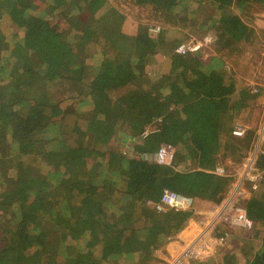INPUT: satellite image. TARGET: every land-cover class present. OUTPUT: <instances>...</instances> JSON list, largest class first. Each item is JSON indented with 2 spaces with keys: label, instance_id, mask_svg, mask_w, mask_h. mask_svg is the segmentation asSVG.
Returning a JSON list of instances; mask_svg holds the SVG:
<instances>
[{
  "label": "trees",
  "instance_id": "16d2710c",
  "mask_svg": "<svg viewBox=\"0 0 264 264\" xmlns=\"http://www.w3.org/2000/svg\"><path fill=\"white\" fill-rule=\"evenodd\" d=\"M232 1H208L212 11L196 22L200 0H0V53L6 51L0 61V264H141L152 260L164 231L179 228L190 213L170 210L159 224H142L147 199L160 201L168 188L217 200L229 178L211 173V166L231 152L241 157L251 137L238 141L230 134L252 101L239 77L249 71L219 57L204 66L200 56L207 49L163 61L155 54L171 26L194 33L195 26L213 23L224 44L248 40L253 31L231 13ZM48 4L52 10L43 11ZM131 17L146 22L133 35L122 30ZM107 31L115 41L110 59H103L93 48ZM88 67L92 75L85 79ZM58 80L77 82L79 91L54 102L34 88ZM87 98L88 112L75 113ZM252 110L256 119L260 109ZM74 120L92 145L74 149L58 134L48 136L57 127L68 133L63 125ZM116 132L136 139L138 154L173 147L171 164L122 155L110 142ZM54 165L61 171H52ZM263 195L254 192L244 206L250 220L264 224ZM44 218L62 223L61 242L76 244L73 253L70 244H61L66 255L51 249ZM97 245L99 256L91 251ZM255 249L248 247L243 264H264V238Z\"/></svg>",
  "mask_w": 264,
  "mask_h": 264
},
{
  "label": "rangeland",
  "instance_id": "374dc122",
  "mask_svg": "<svg viewBox=\"0 0 264 264\" xmlns=\"http://www.w3.org/2000/svg\"><path fill=\"white\" fill-rule=\"evenodd\" d=\"M198 1V0H197ZM201 1V6H199L196 10V22H200L202 20V17L205 15V13H210L212 11V6L210 5V3L208 1L210 0H200ZM248 0H246V2L244 4H242V6L238 5V3L236 2V0H233L231 5H229V9L231 11V13L236 14L237 16L240 17L241 22L244 24V26L246 28H255L257 29V31H254L250 34V38L248 40L243 39V37L240 38V42H234L233 45H228L227 43L224 44V42L222 40L219 39V33L216 30V26L213 23H210L207 26H195V28H198L197 32H190L186 30H181L180 28H177V30L179 32L176 31V29L174 27H170V29L168 30V36H169V40L167 41V43L165 44H161L158 43L157 44V51H156V57L159 60H164L166 57H168V52L169 50L166 49V44L168 45V43L170 44L174 41H180L179 39H185L189 36H195L198 38H205L208 37L211 39V45H209L207 48V51L204 52L205 58L209 59L213 56L215 57H220L222 56V59H224L225 61L229 62L230 64H228L231 67H235L236 68V64H239L241 66V68L243 69H247L249 71V75H243V74H239V77L243 80V84L245 86V89L247 92H249L250 94H253L250 90V82H255L257 85H261V90L264 87V51H262L260 49V44H259V40L260 38H264V30L259 31L260 26H262L261 21H263V17L260 15L263 12H261L260 7L261 5L256 2L254 5V11L255 13L259 14L258 15H254L252 13H250V10L246 9V3ZM64 2V1H62ZM187 2V0H186ZM63 4V3H62ZM205 4V6L207 5V7H204L203 5ZM16 7L19 9L20 6H18L16 4ZM51 5L48 4L46 7H44L42 10L45 12H50L51 9ZM53 8H55V6H53ZM252 8V9H253ZM264 8V7H262ZM126 10H133L131 9L130 6L126 7ZM204 12V13H203ZM8 17V16H6ZM8 20V18H7ZM195 22V23H196ZM203 22V21H201ZM11 29L13 31H19L15 25L11 22L8 21ZM153 23V22H152ZM188 23V22H186ZM260 26H259V25ZM138 26H146V22L143 21H137L136 19H133L132 17L127 19L124 22V25L122 26V30L125 32H128L129 34H132L131 32H133L134 30H137ZM259 26V27H258ZM148 27V24H147ZM263 27V26H262ZM194 28V27H193ZM149 29V28H148ZM253 29V30H255ZM101 33V37H99L100 42L97 43V47L93 48V50H96L97 53L101 56V58L103 59H110L109 55L111 53L110 48L113 44V42L115 41V36L114 34L110 33V32H100ZM173 35H175V37H173ZM239 37H240V32L238 33ZM171 37V38H170ZM173 37V39H172ZM107 40L108 44L106 43L105 39ZM214 39V40H213ZM13 39H10L9 41V46L12 45ZM172 44H170V46H173ZM259 44V45H258ZM221 52V53H219ZM5 52L0 53V61L2 59H5ZM200 58H202V54L200 56ZM221 58V57H220ZM201 60V59H200ZM203 60V59H202ZM90 63L93 62V60H89ZM78 74V70L76 72V75ZM85 75V79H87V77H91L92 72H91V68L88 67L86 70H84ZM242 82V81H240ZM76 85H78L77 82H75ZM75 83L72 80H58L55 82H42L38 85H35V89H38V95H40L42 92L44 94L43 97L46 99L45 101H48L50 99H52L54 102L59 101L61 98L67 97V96H71L73 95V93L78 92L79 89L78 87L75 85ZM249 88V89H248ZM52 97V98H51ZM261 98V97H259ZM85 101V105L81 104L79 105V107L76 109L75 113H82V112H88V110L90 109V104L89 101L90 99H84ZM261 100L258 99V96L256 94H253L252 97V101H250V105H248V108L242 110L239 114L236 115V117L234 118L233 122H236L237 120H240L241 122L245 123L248 128H249V134L251 135L250 140L248 142L246 151L248 150L251 140L254 137V131L259 123L260 120V116H261ZM84 106H86L84 108ZM260 106V107H259ZM254 107L259 108L260 109V113L258 114L257 118L255 119L254 114H257L256 111L252 110ZM72 115H70L71 117ZM75 118H78V116H74ZM81 118V117H79ZM78 118V119H79ZM232 122V123H233ZM234 124V123H233ZM79 126H81L80 123H78L77 121H72V122H68L67 124L64 123L63 128H65L68 133H64L61 134V132L59 131L58 127L55 131H49L48 132V136H51V138L56 134L62 137L60 139H65L64 144L65 146L67 145H71L72 148H78L77 146L80 144V146L84 145L86 143V145H92L91 141L89 140V138L87 136H83L80 132V128ZM231 126V125H230ZM71 129V132H69V130ZM122 133L116 132L113 137L111 138V142L114 146L116 147H120L123 149L125 155L130 154V152L133 150V141L129 138L127 139L126 137H124V135H121ZM55 142V140H53ZM245 151V152H246ZM237 158V157H236ZM239 160V159H238ZM52 171H61V169L59 168V166L54 165L52 166ZM36 174V168H33L32 172H31V176ZM263 199H264V195H263ZM201 201H204V204L202 205H207L208 200L207 199H203L201 198ZM111 211V209L109 210ZM159 215V214H158ZM43 223L46 226L45 228L48 230L49 232V237H48V245L51 247L52 250H54V252H56L57 256H62L64 251V255H66L67 251L65 249H60L61 244H70L72 247H70L69 249H67L70 253H73L76 249V244L70 243L68 242V239L65 241V243L61 242L60 236L62 235V233L60 232L59 228H62L63 225L62 223H59L58 225H56V221L53 219H49V218H44L43 219ZM66 224V223H65ZM109 231V230H108ZM107 231V232H108ZM107 236V233L104 235ZM109 238V237H106ZM263 238H264V224L263 223H256L253 222L251 220V225L246 228V229H241L239 232L237 230H232L229 238L226 240V244L224 245V247L221 249V251L219 252V255H216V257H214V259L212 260L211 264H220L222 261L223 263H225V261H228L226 263L229 264H243V254L245 251H247L248 247L251 245V247H255L256 249L260 248L262 243H263ZM85 240V238H82ZM168 240V239H167ZM242 240V241H241ZM64 241V240H63ZM240 241V249L241 250H236V247H234L236 244H238V242ZM80 243H83L82 241ZM162 243V241L160 242V244ZM255 249V250H256ZM99 250L100 247L97 245L95 247H92L91 251L99 256ZM254 250V251H255ZM238 251H242L243 253H241V255L238 256V258H236L235 256L237 255ZM254 251L249 252L252 253ZM216 254V253H215ZM218 254V253H217ZM231 254L233 255L232 257V261L231 262ZM155 255H156V251H155ZM242 256V257H241Z\"/></svg>",
  "mask_w": 264,
  "mask_h": 264
},
{
  "label": "built area",
  "instance_id": "2783aa9c",
  "mask_svg": "<svg viewBox=\"0 0 264 264\" xmlns=\"http://www.w3.org/2000/svg\"><path fill=\"white\" fill-rule=\"evenodd\" d=\"M255 1L248 0L246 9L255 13ZM253 8V9H252ZM264 18V14H260ZM149 30L157 32L159 26H150ZM211 45L208 37L198 38L189 36L175 46L179 54L196 53ZM264 51V40L260 43ZM203 61L208 59L203 56ZM250 91L261 100V116L254 131V137L243 157L238 161L230 178L226 191L217 202H209L206 207L196 206L195 200L190 195L178 193L168 188H163L160 201L147 199L145 205L158 213L167 211H191L185 228L174 236L168 237L166 252L156 251L157 262L154 264H190L192 260H204L213 256L217 248L224 246L229 237V230L243 228L251 225L244 203L253 197V193L262 190L264 193V87L255 82H250ZM249 89V88H248ZM261 97V98H259ZM249 132L248 126L237 120L231 127L230 134L245 138ZM147 135L145 132L140 140ZM133 143L137 140L132 139ZM174 148L163 145L156 153H135L134 150L127 154L143 160L160 164H171Z\"/></svg>",
  "mask_w": 264,
  "mask_h": 264
},
{
  "label": "crops",
  "instance_id": "0c3cea01",
  "mask_svg": "<svg viewBox=\"0 0 264 264\" xmlns=\"http://www.w3.org/2000/svg\"><path fill=\"white\" fill-rule=\"evenodd\" d=\"M262 7H264V6H262L261 5V7H260V10H261V12H263L262 14H264V8H262ZM261 25L263 26H260L259 24V26H260V28H259V31H262L263 32V30H264V18H263V21H261ZM258 26V27H259ZM249 29V27L247 28V30ZM253 32L254 31H257V29H255V28H250ZM253 29H255V30H253ZM128 33V32H127ZM131 33H133V34H136L137 33V30H134L133 32H131ZM264 36V35H263ZM180 41H174L173 42V44H172V42L170 43V44H172L173 46H170V44L168 43V45L166 44V49L167 50H169V52H168V56L169 55H171V54H173V53H177L176 51H175V46L179 43V42H181L182 40H184L183 38L182 39H179ZM264 40V38H260V40L258 41L259 42V44L262 42ZM258 44V45H259ZM219 53H221V52H219ZM203 56H204V53L202 52V58H203ZM221 58H222V56H220ZM219 57V58H220ZM157 58V57H156ZM202 58H200L201 60V62L204 64V66H206V67H208L209 65H211V64H215V60H214V58H215V56H213V57H211L210 59H209V61H207V62H204L203 60H202ZM157 61H163V60H159L158 58H157ZM159 63H161V62H159ZM158 64V63H157ZM151 68V67H150ZM155 72H153V73H149V74H154ZM232 126H233V124H232ZM231 126V127H232ZM222 130V128L219 130V132ZM121 135H124V134H121ZM113 137V136H112ZM124 137H126L127 139H129L128 138V136L127 135H124ZM236 138V137H235ZM131 139V138H130ZM238 139V141H242V140H244V138H237ZM110 142H111V140H110ZM112 143V142H111ZM132 147L134 148V145H132ZM117 149H118V151H119V153H121L122 155H125V153H124V151H123V149L122 148H120V147H117ZM246 153V152H245ZM244 153V154H245ZM219 154V153H218ZM243 154V155H244ZM243 155L240 157L239 156V154H236V153H234V152H231V154H230V157H228V158H225V157H222V159H223V162L221 161V164H219V163H217L215 166H211V170H210V172L211 173H213V174H215V175H221L222 174V176H227L228 178H229V181H228V183H227V186H228V184H229V182H230V178H231V176H232V174H233V172H234V170H235V166H236V164L238 163V161L243 157ZM126 156V155H125ZM237 157V158H236ZM239 159V160H238ZM224 166H226L227 167V170H223V168H224ZM227 186L226 187H224V189H223V191L221 192V194L219 195V197L217 198V200L216 201H213V202H217L221 197H222V195L224 194V192L226 191V188H227ZM205 199V198H204ZM195 200V199H194ZM209 202H212V201H210V200H208V203ZM207 203V204H208ZM196 206H198V207H204L205 205H202V204H204V201H201V199H197V200H195V203H194ZM206 207V206H205ZM149 208V207H148ZM189 215L187 216V217H185V219H184V222L181 224V226L179 227V228H177L176 230H174V229H172V228H170V229H168L167 231H164V239L162 240L163 242L161 243V245H159V246H156L155 248H154V250H153V252H152V260L150 259V260H148L147 262L145 261L144 263H141V264H154V263H156L157 262V257H156V255H155V251H161V252H163V253H165L166 252V246H167V239H168V237H170V236H174L175 234H177L180 230H182L183 228H185L186 227V225H187V223H188V220H189V217L191 216V214H192V212L189 210ZM159 214V215H158ZM163 214L162 213H158V212H156L155 210H153V209H151V208H149V211H148V213L145 215V216H143V217H141V222H142V224H146V225H153V224H151V223H154L155 221H157L158 222V224L160 223V220L163 218ZM168 224V223H167ZM170 227H172V226H170ZM164 228V227H163ZM241 229H243V228H238V229H231V230H229V235H230V233H231V231L232 230H237L238 232L241 230ZM167 232H169L168 234H167ZM229 238V237H228ZM242 241V240H241ZM226 244V243H225ZM224 244V245H225ZM251 246V245H250ZM224 246H222V247H219V248H217V251H216V254H214L213 256H211V257H209V258H206V259H204V260H192L191 262H190V264H211V262H212V260L214 259V257H216V255H219L220 253V251H221V249L223 248ZM234 247H236V250H241L240 249V241L238 242V244H236ZM218 253V254H217ZM241 253H243L242 251H238L237 252V254L238 255H241ZM231 262H234V261H232L233 259H232V257H233V255L231 254ZM226 262H228V261H225V263H223V261L220 263V264H227ZM229 264V263H228ZM233 264V263H232Z\"/></svg>",
  "mask_w": 264,
  "mask_h": 264
}]
</instances>
